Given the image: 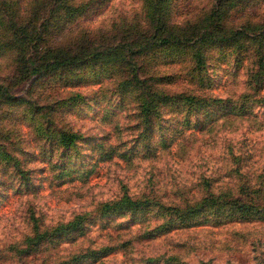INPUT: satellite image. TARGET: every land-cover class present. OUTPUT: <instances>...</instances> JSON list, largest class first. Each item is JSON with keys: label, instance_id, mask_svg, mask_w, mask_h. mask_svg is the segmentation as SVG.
I'll use <instances>...</instances> for the list:
<instances>
[{"label": "rangeland", "instance_id": "1", "mask_svg": "<svg viewBox=\"0 0 264 264\" xmlns=\"http://www.w3.org/2000/svg\"><path fill=\"white\" fill-rule=\"evenodd\" d=\"M28 1L0 0V84L12 81L14 95L0 97V264H264V215L225 223L199 216L163 228L165 206L208 190L241 197L242 185L255 186L264 206V46L207 40L152 48L138 57L146 58L138 80L120 67L122 49L37 76L25 72L31 53L6 24L21 9L28 30L41 25L48 0ZM74 1V15L56 11L43 28L39 61L89 52L90 40L144 16L143 0ZM172 2L173 19L186 29L207 22L217 34L264 28V0ZM154 91L181 97L161 101L148 121L143 107ZM61 129L78 134L69 148L58 140ZM125 194L151 204L136 214L104 211ZM84 213L83 231L19 255L35 218L43 229ZM107 245L113 249L104 257L71 259Z\"/></svg>", "mask_w": 264, "mask_h": 264}, {"label": "trees", "instance_id": "2", "mask_svg": "<svg viewBox=\"0 0 264 264\" xmlns=\"http://www.w3.org/2000/svg\"><path fill=\"white\" fill-rule=\"evenodd\" d=\"M32 0H29L30 2ZM172 0H143V18L135 19L126 18L127 22H121L114 26L113 34L104 40H90V46L93 49L89 52L85 51H75L68 55H63L59 58H48L45 56L41 61L38 59V55L44 54L46 51V44L40 43V38L44 34L43 28L50 22L51 16L56 12H65V17L74 15L77 12V6L74 0H48V4L45 6V12L42 16V22L39 26L36 24L32 31L28 30V24L24 20L23 13L26 11L20 9L18 15L20 18H14L13 15H9L6 20L7 28L11 31L12 36L16 39L23 41L27 44L29 48V53H31L28 60H32L31 63L26 64L25 72H30L32 75L37 74V76H44L51 69L57 66L63 65H77L79 61L85 60L90 56H100L102 54L110 53L115 49H122L125 54L119 60L120 67L126 69L129 67V71L132 73L135 79H140L139 70L146 64V58L140 60L138 57L146 54L152 48H170L172 45H183L189 44L193 45L196 43H202L207 40L214 42L230 40L236 49H240V40H247L258 44L259 49L264 46V28H260L254 31H246L244 28L241 30L234 29L231 34H217L213 33L210 28V24L207 22L203 25V28L198 27L197 23L193 24L189 28L181 27L182 21L180 19L175 20L173 16L175 13ZM28 11V10H27ZM43 25V26H42ZM122 26L120 29L119 27ZM121 31V32H120ZM34 33V36L32 34ZM120 35V36H118ZM35 37V38H34ZM122 40L124 42H116ZM71 46H78V44L73 43ZM44 48V49H43ZM76 53H83L85 56H78ZM204 53H202V57ZM53 60V61H52ZM56 65V66H55ZM127 65V66H126ZM142 65V66H141ZM76 67V66H75ZM74 68V66H73ZM81 79V78H79ZM152 79V78H151ZM11 83H13L11 81ZM9 83V84H11ZM9 84H0V97L3 98H14V95L10 92ZM154 94V95H153ZM152 96L147 103L144 104L143 112L146 120H151L152 111L157 110L161 101L166 100H177L181 95H175L172 97L167 95V93L161 94V91H154L150 93ZM174 96V95H173ZM195 95H188L186 97L189 100L190 105L197 103L194 100ZM197 99V98H196ZM200 101V100H199ZM58 102V101H57ZM56 102V103H57ZM50 111L54 108L49 106ZM147 129V128H146ZM58 140L65 148H69L75 143L78 134L76 132H70L65 129H61L58 132ZM241 197L236 196L233 193L215 192L214 190H208V192L202 196L200 199L186 203L184 206L181 205H169L165 206L169 214V219L163 224L164 229H171L169 222L181 223V224H192L195 219L199 216H204L206 220L218 219L220 222L214 223H225L226 221L233 220L236 218H247L255 215H264L263 203L257 201L256 187L242 185L239 189ZM252 194V198H248ZM151 204L148 199L134 198L129 194L114 202H106L104 204V211H119L127 210L136 214L146 209V207ZM84 214H78L70 220L69 222H60L59 224L41 229L38 220L34 219V234L25 236L22 246H17V251L20 256H24L28 252L35 250L38 245L50 238H58L62 235L70 233L72 231H83L84 227ZM181 221V222H179ZM113 247L104 246L100 249L93 250L91 252H80L72 256V261H78L89 254H94L99 256H105ZM99 252L101 254H99ZM101 256V257H102ZM171 259H177L175 256ZM178 263V262H177ZM22 264H25L24 262Z\"/></svg>", "mask_w": 264, "mask_h": 264}]
</instances>
